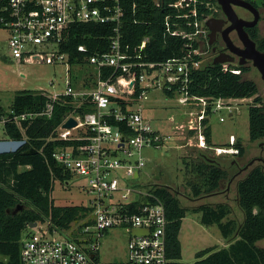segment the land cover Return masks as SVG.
<instances>
[{
    "label": "built area",
    "instance_id": "built-area-1",
    "mask_svg": "<svg viewBox=\"0 0 264 264\" xmlns=\"http://www.w3.org/2000/svg\"><path fill=\"white\" fill-rule=\"evenodd\" d=\"M120 1L0 0V59L23 64L66 63L68 74L83 64L94 69V74L85 77L77 87L68 75L61 93L38 92L46 96L39 112L26 111L2 120L19 123L37 115L50 117L60 97L71 98L73 112L54 132L56 140L66 143L56 147L51 156L68 175L66 184L75 179L81 181L80 188L88 195V203L84 205L91 209L88 215L91 223L83 225L86 221L83 220L77 228L96 237L87 249L82 247L84 239L69 237L68 230L58 231L55 227L50 230L36 224L39 232H28V227L23 233L20 264H96L97 240L108 229L117 227L128 233L127 256L124 261L108 264H167L168 221L164 204L152 192L141 188L139 182L140 170L146 164L143 149L159 147L163 138L152 129L135 103L146 100L151 89L177 95V102L187 108L186 119L179 128L187 134L196 133L202 147L209 116L223 109L231 111V101L245 100L209 98L189 92L191 70L201 64L192 58V54H200L198 47L191 49L190 41L185 43L188 50L184 55L159 62L141 61L139 55L123 51L120 26L124 10ZM200 4L209 13H201L199 18ZM166 6L171 12L164 18L165 32L197 43L206 38L205 21L214 11L210 1L174 0ZM79 22L111 24L110 49L90 56L85 63H70L60 45L64 29ZM147 42L148 37H144L134 52L142 50ZM78 50L84 51V46H78ZM105 68L111 71L104 74ZM136 68L140 70L137 72ZM70 117L76 124L63 128L62 124ZM223 120L220 116L219 121ZM229 140L232 144L234 137L230 136ZM133 228L143 232L132 234ZM57 233L66 236H54Z\"/></svg>",
    "mask_w": 264,
    "mask_h": 264
},
{
    "label": "trees",
    "instance_id": "trees-1",
    "mask_svg": "<svg viewBox=\"0 0 264 264\" xmlns=\"http://www.w3.org/2000/svg\"><path fill=\"white\" fill-rule=\"evenodd\" d=\"M172 1L174 0H159L156 3L154 0H121L120 4L124 10L120 26L122 50L139 55L141 61L159 62L184 55L188 50L185 43L189 41L191 49H196L198 43L195 40L165 32L164 18L171 12L166 5ZM200 1L216 4V0ZM249 1L262 10L264 19V0H260V3L256 0ZM198 10L199 18L201 13H209L204 4H200ZM112 35L111 24L72 23L64 29V40L60 48L68 55L70 63H85L90 56L109 51ZM144 37H148L146 46L134 52V48ZM251 37L256 40L257 48L264 51V36H260L256 29H253ZM80 45L84 46V51L78 50ZM192 58L201 61V64L191 70L189 92L209 98H252L248 108L249 141L264 139V100L258 94L256 83L244 79L241 75L248 67L214 64L212 61H203L202 56L198 54H192ZM136 70L138 72L140 68ZM110 71V68L103 70L104 74ZM166 94L172 95L167 91ZM71 101L70 97H60L50 117L37 115L19 123L11 119L3 122L4 138L25 139L26 143L16 152L0 154V264H20L21 238L30 223H45L50 230L55 227L58 231L68 230L72 223L84 219L86 221L82 222L83 225L91 223L88 218L90 207L55 205L50 196L54 181L66 184L68 178L51 154L56 147L66 143L56 140L54 132L62 120L73 112ZM45 102L46 96L41 93L18 91L13 96L7 118L26 111L39 112ZM1 116L2 114L0 118ZM205 122L207 123V120ZM118 125L124 127L122 123ZM188 134H193V131ZM203 134L205 145L214 146L209 124L204 128ZM229 148L237 150L234 154L238 157H242L246 150L240 141ZM26 149H34L36 152L24 154ZM183 164L191 175L186 181L190 196L200 197L216 193L222 183L229 179L230 168L238 163L227 166L220 159L210 157L199 150L195 160L183 159ZM140 187L152 192L164 204L168 221L167 264H187L180 262L181 247L178 234L182 219L190 209L180 204L176 192L169 186L147 183ZM236 201L243 213L242 222L238 227L235 220L228 217L229 209L225 203H203L191 209L200 213L199 220L203 225L216 224L226 239L235 228L238 230L236 238L227 242L226 246L196 252L192 264H264V248L257 245V242L264 238L263 165L251 167L246 175L237 181Z\"/></svg>",
    "mask_w": 264,
    "mask_h": 264
},
{
    "label": "rangeland",
    "instance_id": "rangeland-1",
    "mask_svg": "<svg viewBox=\"0 0 264 264\" xmlns=\"http://www.w3.org/2000/svg\"><path fill=\"white\" fill-rule=\"evenodd\" d=\"M256 1L260 3V0ZM259 10L262 16V10L260 8ZM237 12L249 16L241 9H237ZM257 30L260 36H264V19L262 17ZM206 41V39L199 41V54L203 61H212ZM229 63L236 65L234 61ZM223 65L228 66V63L225 62ZM247 67V71L241 72L242 77L256 83L258 94L264 100V84L260 74L251 64H248ZM68 69L69 66L66 63L23 64L15 60L0 59V115L3 113L0 120V139L4 138L2 120L10 112L11 101L18 91L29 90L46 94L61 93L65 89V81L68 75L71 77L72 85L77 87L84 81L85 77L94 74V69L88 64H83L80 69H71L69 74ZM147 95L146 100L136 101L135 106L141 107L144 117L152 129L162 136L163 140L159 147L143 149L142 153L146 159V164L140 170L139 182L141 185L159 183L169 186L176 192L180 204L190 209L182 219L178 238L181 247L180 262L192 264L196 252L206 248L218 249L226 246L227 242L236 238L238 230L235 228L230 237L226 239L221 235L216 224L203 225L199 220L200 213L191 209L203 203L212 205L225 203L229 209L228 217L234 219L235 225L238 227L242 222L243 213L236 201V183L246 175L251 167L255 165H263L264 167V163L255 161L246 170L241 172L239 170L255 157L259 156L264 160V139L249 141L248 108L252 98L231 101L230 104L233 106L231 111L223 109L212 113L209 116V127L211 142L214 146L207 147L205 145L201 147L198 145L196 133L189 135L179 128V125L186 119L187 108L177 102V95H167L162 89H151ZM220 116L224 118L223 121H219ZM230 135L234 137V142L231 145L240 141L246 147L242 157L236 156L233 150L229 148L231 146ZM217 148H221V150ZM198 149L210 157L220 159L227 166L236 160L240 161L238 166L230 168L229 179L222 183L216 193L192 197L186 187V181L191 175L185 170L183 159L195 160ZM118 156H122V154L119 153ZM233 175L235 176L232 177ZM80 185L81 181L78 179L67 184L54 181L50 194L54 204L60 206L87 204L88 195L81 190ZM80 223L81 221L72 223L66 235L84 239L82 247L88 249L90 243L95 242L96 237L78 229ZM39 226L45 228L47 224L42 223ZM27 231L39 232V227L28 228ZM142 232V229L135 228L131 231L132 234ZM66 235L57 233L54 236ZM127 241L128 233L123 228L108 229L97 240L96 264L124 261L127 256ZM257 245L264 247V238L259 240Z\"/></svg>",
    "mask_w": 264,
    "mask_h": 264
},
{
    "label": "water",
    "instance_id": "water-1",
    "mask_svg": "<svg viewBox=\"0 0 264 264\" xmlns=\"http://www.w3.org/2000/svg\"><path fill=\"white\" fill-rule=\"evenodd\" d=\"M216 2L220 6L222 12L227 17V21L231 23L230 26L222 32L223 39L227 45V48L233 54L240 56L241 59L250 60L251 65L258 71V73L260 74V78L264 84V51H261L257 48L255 41L249 38L247 32L244 29V27L253 26L254 24H256L260 16L259 10L247 0H216ZM233 5L249 10L253 14L252 21H246L242 18H239L233 10ZM218 21L220 20L211 17L205 21V25L209 29V36L212 35L214 32V27L212 26V23ZM230 30L236 31L237 36L242 43V47H236L233 44L232 40L228 35V32ZM225 62H233V58L231 57V55L227 53H220L218 55H215L212 59V63L214 64ZM241 63L242 62H240V64ZM75 124V120L70 117L62 124V127L71 128ZM25 143V139H0V154L16 152L20 150L25 145ZM34 152H36L34 149H26L23 153L31 154ZM258 161H262L264 163V160L262 158H259ZM253 162L254 159L250 160L243 168L239 170V172H241L242 170H246L249 166L253 164ZM36 224V222L30 223L28 227H35Z\"/></svg>",
    "mask_w": 264,
    "mask_h": 264
},
{
    "label": "flooded vegetation",
    "instance_id": "flooded-vegetation-1",
    "mask_svg": "<svg viewBox=\"0 0 264 264\" xmlns=\"http://www.w3.org/2000/svg\"><path fill=\"white\" fill-rule=\"evenodd\" d=\"M247 1H249V0H247ZM250 2V1H249ZM251 3V2H250ZM251 4H253V3H251ZM212 5L214 6V11H212V14L210 15V17L211 18H215V19H219L220 21H218V22H214V23H212V26L214 27V32H213V34L212 35H208L209 34V29L207 28V26L205 25V27H206V44H207V46H208V49H209V56L210 57H212V59H213V57L215 56V55H218V54H220V53H227V54H229V55H231V57L233 58V61L234 62H236V65H239L240 64V62H242L239 66H247L248 64H251V61L250 60H244V59H241V57L240 56H237L236 54H233L232 52H230V50L227 48V45H226V43H225V41H224V39H223V35H222V32L225 30V29H227L229 26H230V22L229 21H227V17L225 16V14L222 12V10H221V8H220V6L217 4V2H216V4H213L212 3ZM255 6V5H254ZM233 7V10L235 11V13H236V15L239 17V18H242V19H244V20H246V21H252V19H253V14L249 11V10H247V9H244V8H242V7H239V6H235V5H233L232 6ZM256 7V6H255ZM258 10H259V8L258 7H256ZM237 9H241L242 11H244V12H246L249 16H244V15H242V14H239L238 12H237ZM259 14H260V10H259ZM209 17V18H210ZM261 14H260V16H259V19H258V21L256 22V24H254L253 26H248V27H244V29H245V31L247 32V34H248V36H249V38H251L252 40H254L255 41V43H256V40L255 39H253L252 37H251V31H253V29H256V31H257V33H258V23H259V21H260V19H261ZM228 35H229V37H230V39L232 40V42H233V44L236 46V47H242V43H241V41L239 40V38H238V36H237V33H236V31L235 30H230L229 32H228ZM256 46H257V44H256ZM228 63V62H227ZM221 64H223V63H221ZM228 64H230V63H228ZM260 157L258 156V157H255V158H253L254 159V162L255 161H258V159H259ZM241 159V158H240ZM239 161L240 160H236V163H238L237 164V166L239 165ZM259 162H262V161H259ZM263 163V162H262ZM235 175H233L232 177H234Z\"/></svg>",
    "mask_w": 264,
    "mask_h": 264
},
{
    "label": "crops",
    "instance_id": "crops-1",
    "mask_svg": "<svg viewBox=\"0 0 264 264\" xmlns=\"http://www.w3.org/2000/svg\"><path fill=\"white\" fill-rule=\"evenodd\" d=\"M2 115H3V113H2ZM230 115H231V113H230ZM2 117V116H1ZM1 119V118H0ZM230 136H233V135H230ZM264 248V247H263Z\"/></svg>",
    "mask_w": 264,
    "mask_h": 264
}]
</instances>
